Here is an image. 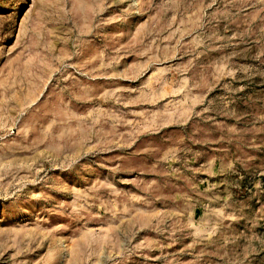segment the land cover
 I'll return each instance as SVG.
<instances>
[{
  "label": "rangeland",
  "instance_id": "obj_1",
  "mask_svg": "<svg viewBox=\"0 0 264 264\" xmlns=\"http://www.w3.org/2000/svg\"><path fill=\"white\" fill-rule=\"evenodd\" d=\"M0 264H264V0H0Z\"/></svg>",
  "mask_w": 264,
  "mask_h": 264
}]
</instances>
